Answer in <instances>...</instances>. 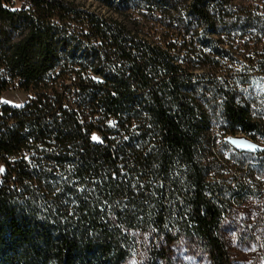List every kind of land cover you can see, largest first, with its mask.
I'll return each instance as SVG.
<instances>
[{"label": "trees", "instance_id": "16d2710c", "mask_svg": "<svg viewBox=\"0 0 264 264\" xmlns=\"http://www.w3.org/2000/svg\"><path fill=\"white\" fill-rule=\"evenodd\" d=\"M95 1L121 18L0 0V97L31 94L0 100V264H128L143 229L194 230L223 264L211 129L264 140L240 90L264 74V0Z\"/></svg>", "mask_w": 264, "mask_h": 264}, {"label": "rangeland", "instance_id": "374dc122", "mask_svg": "<svg viewBox=\"0 0 264 264\" xmlns=\"http://www.w3.org/2000/svg\"><path fill=\"white\" fill-rule=\"evenodd\" d=\"M74 1L102 14L120 17L98 1ZM117 3L118 1L115 4ZM134 18L139 20L135 24L131 21L134 26L140 28L145 25L141 18ZM235 34L241 36L240 31H234L233 36ZM221 39L228 42L225 36ZM247 40L248 35L244 34L241 38H236L234 44H245L249 42ZM235 58L239 59V62L232 63L234 69L250 65L248 60L240 59L237 55ZM242 74L247 76L245 71H242ZM247 77L250 85L241 87L240 90L252 101V113L264 127V74L249 73ZM30 97V93L15 84L1 95L0 100L19 106ZM211 130L214 143L211 145V152L215 161L220 164L213 166L211 175L223 184L226 188L224 194L231 200L224 216H221L218 229V235L227 252V261L223 264H264V154L239 152L226 140L219 126ZM218 132L222 135L217 136ZM215 135L216 138H213ZM255 141L264 144L260 136H257ZM135 235L137 245L128 258V264H219L213 259L206 241L194 230L173 229L166 236L162 231L159 233L152 229H143L138 230ZM152 248L165 251L166 258L158 255L153 260Z\"/></svg>", "mask_w": 264, "mask_h": 264}, {"label": "water", "instance_id": "95a60500", "mask_svg": "<svg viewBox=\"0 0 264 264\" xmlns=\"http://www.w3.org/2000/svg\"><path fill=\"white\" fill-rule=\"evenodd\" d=\"M228 142L239 152L257 153L263 150V145L246 135L228 137Z\"/></svg>", "mask_w": 264, "mask_h": 264}, {"label": "built area", "instance_id": "2783aa9c", "mask_svg": "<svg viewBox=\"0 0 264 264\" xmlns=\"http://www.w3.org/2000/svg\"><path fill=\"white\" fill-rule=\"evenodd\" d=\"M216 135H217V136H221L222 134L218 132ZM216 135L214 136L215 138H216ZM212 148H213V147H212ZM223 216H224V214H223Z\"/></svg>", "mask_w": 264, "mask_h": 264}, {"label": "snow or ice", "instance_id": "6c2138e0", "mask_svg": "<svg viewBox=\"0 0 264 264\" xmlns=\"http://www.w3.org/2000/svg\"><path fill=\"white\" fill-rule=\"evenodd\" d=\"M93 139H97V138L94 136ZM2 171H3V168H0V172H2Z\"/></svg>", "mask_w": 264, "mask_h": 264}, {"label": "bare ground", "instance_id": "6f19581e", "mask_svg": "<svg viewBox=\"0 0 264 264\" xmlns=\"http://www.w3.org/2000/svg\"><path fill=\"white\" fill-rule=\"evenodd\" d=\"M213 138H215V137L213 136ZM212 144H214V143H213V140H212V143H211V145H212ZM211 147H213V146H211Z\"/></svg>", "mask_w": 264, "mask_h": 264}]
</instances>
